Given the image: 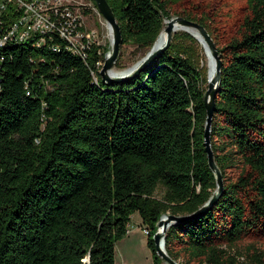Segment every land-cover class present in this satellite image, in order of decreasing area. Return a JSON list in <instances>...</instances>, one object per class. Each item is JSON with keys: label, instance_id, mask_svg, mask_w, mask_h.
Returning <instances> with one entry per match:
<instances>
[{"label": "trees", "instance_id": "obj_1", "mask_svg": "<svg viewBox=\"0 0 264 264\" xmlns=\"http://www.w3.org/2000/svg\"><path fill=\"white\" fill-rule=\"evenodd\" d=\"M107 2L121 46L148 51L178 16L206 29L221 61L210 140L223 193L168 228L166 253L181 264H264V0H245L222 24L202 0ZM195 44L175 32L144 71L110 85L97 67L106 47L0 48V264H115L134 213L163 264L151 239L160 216L189 215L215 190Z\"/></svg>", "mask_w": 264, "mask_h": 264}, {"label": "water", "instance_id": "obj_2", "mask_svg": "<svg viewBox=\"0 0 264 264\" xmlns=\"http://www.w3.org/2000/svg\"><path fill=\"white\" fill-rule=\"evenodd\" d=\"M91 1L94 3L99 15L104 20L105 25L110 33L109 48L108 51L103 56L104 59L103 65L101 70L99 71L100 79L102 83L106 85L123 82L125 80L137 76L140 72L144 71L157 58V56L161 52H163L165 49L168 48L172 36L176 32V29L178 28L183 29L185 33L189 34L194 39H197L198 41L200 40L204 48H206L209 51L210 56L214 61L215 76L209 78L207 72V88L203 95V105L206 113V118L203 128V147L206 154L208 167L214 176L215 190L205 204H203L196 211H194L189 215L175 216V215H170L168 213L161 215L156 224V230L151 236L154 245L155 254L163 261L164 264H181L179 261L173 260L171 257H169L165 251L164 240L168 228L171 225L183 223L185 221L193 220L201 217L209 209H211V207L217 202V200L223 193L222 176L218 167L215 164L214 155L211 148V140H210L211 124L215 109L216 91L220 81L221 61L218 55V50L215 46V43L213 42L210 35L203 26L181 17H170L168 19L163 20L164 27L161 30V32H163L165 36V40L162 43L157 42V39L159 37L158 35L155 41L153 42L152 46L149 48V50L140 60H138L132 66L122 71L112 72L115 63L118 60V56L120 52V46H121L120 27L117 23L115 15L111 10L107 0H91ZM189 30L195 31L197 37L193 36Z\"/></svg>", "mask_w": 264, "mask_h": 264}, {"label": "built area", "instance_id": "obj_3", "mask_svg": "<svg viewBox=\"0 0 264 264\" xmlns=\"http://www.w3.org/2000/svg\"><path fill=\"white\" fill-rule=\"evenodd\" d=\"M91 11L100 16L91 0H0V44L30 39L87 55L99 46L86 26ZM143 233L149 235L147 229Z\"/></svg>", "mask_w": 264, "mask_h": 264}, {"label": "rangeland", "instance_id": "obj_4", "mask_svg": "<svg viewBox=\"0 0 264 264\" xmlns=\"http://www.w3.org/2000/svg\"><path fill=\"white\" fill-rule=\"evenodd\" d=\"M87 3L89 0H83ZM201 1V0H195ZM206 4L213 6V15L222 24L223 19L232 12L235 8H240L245 4V0H202ZM87 5V4H85ZM178 17V16H172ZM182 18V17H181ZM185 19V18H184ZM187 20V19H186ZM193 22V21H192ZM196 23V22H195ZM200 25V24H199ZM87 30L96 33V41L99 46L109 48V30L105 25L101 16L91 11L89 18L86 21ZM182 33L184 31H177ZM109 36V37H108ZM196 40V39H195ZM195 53L199 55L198 67L206 69V79L208 72V58L203 46L196 40L194 45ZM147 50L136 49L135 46L123 45L120 47V52L116 65H114L113 72L122 71L138 60H140ZM101 61V67H102ZM207 85L204 86L206 88ZM162 191V187L157 188V193ZM140 217L134 213L128 225V232L122 240L114 245V263L115 264H154L153 254L151 249L147 246V236L143 233V225L140 224ZM240 261L243 260L241 257ZM164 264V263H163Z\"/></svg>", "mask_w": 264, "mask_h": 264}, {"label": "bare ground", "instance_id": "obj_5", "mask_svg": "<svg viewBox=\"0 0 264 264\" xmlns=\"http://www.w3.org/2000/svg\"><path fill=\"white\" fill-rule=\"evenodd\" d=\"M177 31H183V29H176V32ZM191 32V34L195 37H197V34L195 31L193 30H189ZM109 36H110V33H109ZM108 36V37H109ZM165 40V36L163 34V32L160 33L158 39H157V42L158 43H162L163 41ZM197 40V39H196ZM198 41V40H197ZM202 46L203 44L200 42V40L198 41ZM26 44H29L31 46H33L35 49H41V48H46L50 51H58L60 48H63V50L73 54V55H83V53L81 51H74L72 49H70L69 47H53L49 44H46V43H36L34 42L33 40H30V39H23V40H17V41H13V42H5V43H1L0 44V48H5V47H10V46H18V45H26ZM204 48V46H203ZM204 50L206 51V55H207V58H208V77L209 78H212L215 76V66H214V61L213 59L211 58L210 56V53L209 51L204 48ZM113 72V70H112Z\"/></svg>", "mask_w": 264, "mask_h": 264}, {"label": "crops", "instance_id": "obj_6", "mask_svg": "<svg viewBox=\"0 0 264 264\" xmlns=\"http://www.w3.org/2000/svg\"><path fill=\"white\" fill-rule=\"evenodd\" d=\"M140 224H141V221H140Z\"/></svg>", "mask_w": 264, "mask_h": 264}]
</instances>
